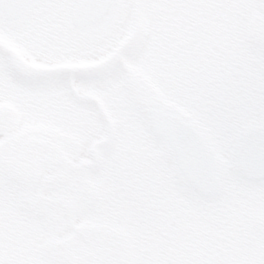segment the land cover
Masks as SVG:
<instances>
[{
    "label": "snow or ice",
    "instance_id": "1",
    "mask_svg": "<svg viewBox=\"0 0 264 264\" xmlns=\"http://www.w3.org/2000/svg\"><path fill=\"white\" fill-rule=\"evenodd\" d=\"M0 264H264V0H0Z\"/></svg>",
    "mask_w": 264,
    "mask_h": 264
}]
</instances>
